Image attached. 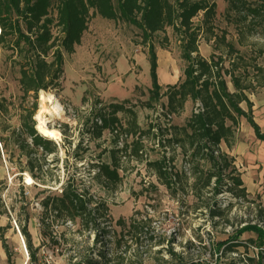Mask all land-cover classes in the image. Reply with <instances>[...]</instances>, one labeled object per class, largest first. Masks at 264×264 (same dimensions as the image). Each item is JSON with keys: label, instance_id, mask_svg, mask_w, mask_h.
<instances>
[{"label": "rangeland", "instance_id": "rangeland-1", "mask_svg": "<svg viewBox=\"0 0 264 264\" xmlns=\"http://www.w3.org/2000/svg\"><path fill=\"white\" fill-rule=\"evenodd\" d=\"M212 1L216 4L217 17L213 23L216 37L225 36L239 54L261 67V72H251L256 87L247 94L253 102L255 121L264 133V87L260 86L264 84V37L261 35L264 0H235L232 11L227 0ZM114 2L116 4V0ZM249 6L258 9L259 16L244 19ZM52 13L56 18L57 12ZM202 19L200 13L194 20L195 25L199 26ZM60 30L55 22V37L62 35ZM165 37L168 42L164 41ZM152 41L157 54L158 82L165 92L168 85L183 80L186 64L180 59L171 27L155 34ZM199 42L201 56L209 58L219 53L214 51L213 42L205 43L203 39ZM20 62L21 58L8 43H0V161L4 168L0 181V228L7 246L5 251L0 233V264H85L83 262L88 261L93 264H188L192 261L226 264L238 256L256 259L264 250V142L256 138L254 129L244 118L238 126L233 148L229 149L223 142L221 150L233 159L236 175L241 176L242 187L246 190L245 196L238 198L225 192L215 198L206 191L197 198L191 189L194 182L189 173L191 164L176 146H167L165 150L167 157L174 158L175 170L187 173L185 193L181 191L178 196H172L159 183L145 160L124 157L122 153L118 154L122 181L115 190L107 191L94 179L97 168H93V163L102 150L122 149L126 144L130 153L132 141L139 140L145 146L143 159L154 161L162 156L157 140H149L140 132L135 135L120 133L116 140L106 131L98 142L87 143L89 124L85 121L97 99L102 102L97 108L109 104L123 106L124 110L117 114L118 128H135L134 122L142 130L151 123L159 128H170L186 121L185 112L168 120L163 109L166 98L153 101V108L142 105L150 98L152 81L148 47L142 44L138 27L120 18L109 20L92 15L75 52L64 54V90L59 95L54 90L40 91L37 96L33 92L25 94L20 85ZM228 86L234 91L229 79ZM49 93L56 96L63 109L61 117L47 116L50 120L47 127L60 133L56 140L45 137L38 129L41 94ZM242 106L248 110L246 104ZM23 117L28 126L34 125L38 133L57 146L56 153L49 154L38 147L31 155L43 164L40 179L32 177L28 156L15 142ZM24 137L32 143L31 137L27 134ZM82 138H86L83 143ZM77 150L79 159L75 158ZM102 158L110 160L108 153ZM27 174L34 181L31 186L26 183ZM68 179H74L96 199L107 202L110 223L101 224L97 231H86L78 220H55L50 216L44 221L41 202L48 195H60ZM211 207L212 210L221 208L222 214L210 215ZM133 215L135 227L128 225L123 229L117 225L119 219L129 222ZM248 224L259 227L263 235L245 230L239 236L237 233ZM25 228L31 234L35 259H31L32 251L23 235ZM43 229L49 236L43 235ZM237 238L243 244L237 252L225 251L226 246L220 244L226 239ZM162 241L163 244L158 245Z\"/></svg>", "mask_w": 264, "mask_h": 264}, {"label": "trees", "instance_id": "trees-1", "mask_svg": "<svg viewBox=\"0 0 264 264\" xmlns=\"http://www.w3.org/2000/svg\"><path fill=\"white\" fill-rule=\"evenodd\" d=\"M227 1L230 5L229 10H234L235 0ZM52 11L57 12L56 18ZM200 13L203 14V19L201 24L196 26L194 20ZM96 14L109 20L120 18L141 30L142 44L148 47L152 81L150 98L142 103L143 106L153 108V101L166 98L167 104L163 109L169 121L173 116L178 117L184 112L187 101H192L193 110L191 116L181 126L159 128L160 126L156 127V124L151 123L146 130H142L137 128L134 122L135 128H118L120 120L117 114L124 110L123 106L109 104L97 108L102 105L97 99L85 121L86 125L89 124L86 130L89 134L87 143L98 142L106 131L113 134L116 140L119 139L120 133L135 135L140 132L149 140L151 138L157 140L162 156L154 161L143 159L145 146L139 140L132 141L130 153L126 144L122 149L114 148L109 152L107 149L102 150L96 156L97 161L93 163V168H97L94 179L101 187L107 188V191L115 190L122 181L119 174L121 157H118V154L122 153L124 157L145 160L146 165L155 172L159 183L165 186L172 196H178L181 191L185 193L187 173L175 170L174 158L167 157V149L165 150L167 146H176L180 148L183 158H187L191 164L189 173L194 178L191 189L197 198L206 191L215 198L225 192L238 198L245 196L242 178L236 175L234 161L221 150V145L224 142L229 149L233 148L238 126L243 118L254 129L256 138L264 142V133L255 121L252 113L253 102L249 100L247 94L256 87L251 72L262 70L256 62L249 61L239 54L237 48L226 41L225 36L221 39L216 37L213 28L217 17L216 4L212 0H116V4L114 0H0V43H8L21 58L22 91L25 94L33 92L37 96L40 91L54 90L55 94L59 95V92L64 90L62 86L64 54L75 52L76 46L80 45L88 29L92 15ZM259 14L258 9L249 6L245 10L244 19ZM55 22L61 29L60 37L54 35ZM261 25H263L261 35L264 37V23ZM168 27L173 29L180 59L185 62L186 68L183 80L168 85L166 91L162 92V86L158 82L157 54L152 37L165 32ZM201 39L205 43L213 42L214 51L219 53H213L209 58L202 57L199 52ZM164 41L168 42V38L165 37ZM161 46L164 45L161 43ZM228 79L234 91L229 89ZM260 86L264 87V84ZM85 102L83 98V103ZM243 104L247 105V111ZM24 118L21 119L19 135L15 142L22 153L28 156V169L32 177L40 179L43 164L31 155L38 147L43 148L46 153H56L57 146L38 133L34 125L28 126ZM25 134L31 137V144L27 142ZM85 139L82 138L81 142L83 143ZM30 145H33L34 149H31ZM107 153L109 161L102 158ZM79 155L77 150L75 158L79 159ZM41 204L45 211L44 221L50 216H54L55 220L71 222L78 220L86 231H97L101 224H108L111 221L107 202L96 199L74 179H68L62 185L60 195H48ZM209 212L212 216L222 214L221 208L212 210L211 207ZM117 225L123 229L128 225L135 227L136 217L133 215L129 222L119 219ZM258 228L256 225L248 224L237 234L240 236L245 230H252L262 236L263 231ZM2 231L0 228L1 241L6 251ZM42 233L49 236L45 229ZM23 235L29 251H32L31 234L26 228L23 229ZM238 238L226 239L220 244L226 246L225 251L237 252L243 245ZM163 242L158 245H162ZM250 242L254 243L252 240ZM31 259H35L33 251ZM83 263L93 264L91 261ZM188 264L206 263L192 261ZM226 264H264V250L258 253L256 259L238 256L231 258Z\"/></svg>", "mask_w": 264, "mask_h": 264}, {"label": "bare ground", "instance_id": "bare-ground-1", "mask_svg": "<svg viewBox=\"0 0 264 264\" xmlns=\"http://www.w3.org/2000/svg\"><path fill=\"white\" fill-rule=\"evenodd\" d=\"M42 107L37 115L38 120V129L45 136L50 139H58L60 133L55 129H50L47 127V116L50 117H61L63 115L62 106L58 103L57 98L53 93L49 94H41ZM26 183L31 186L34 181L27 174L26 175Z\"/></svg>", "mask_w": 264, "mask_h": 264}, {"label": "crops", "instance_id": "crops-1", "mask_svg": "<svg viewBox=\"0 0 264 264\" xmlns=\"http://www.w3.org/2000/svg\"><path fill=\"white\" fill-rule=\"evenodd\" d=\"M203 57V56H202ZM192 101H187L186 104H185V109H184V112L185 114L187 113L186 115V120L191 116L192 114ZM183 112V113H184ZM182 113V114H183ZM3 176H4V168H3V164L2 162L0 161V181L3 179Z\"/></svg>", "mask_w": 264, "mask_h": 264}, {"label": "water", "instance_id": "water-1", "mask_svg": "<svg viewBox=\"0 0 264 264\" xmlns=\"http://www.w3.org/2000/svg\"><path fill=\"white\" fill-rule=\"evenodd\" d=\"M55 98H56V96H55ZM49 121H50V120L48 119L47 122H46V124H47Z\"/></svg>", "mask_w": 264, "mask_h": 264}]
</instances>
